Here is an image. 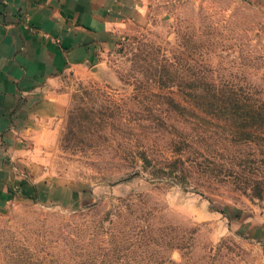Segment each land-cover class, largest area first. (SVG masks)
Instances as JSON below:
<instances>
[{
	"label": "rangeland",
	"instance_id": "1",
	"mask_svg": "<svg viewBox=\"0 0 264 264\" xmlns=\"http://www.w3.org/2000/svg\"><path fill=\"white\" fill-rule=\"evenodd\" d=\"M98 54L0 199V264H264V0H153Z\"/></svg>",
	"mask_w": 264,
	"mask_h": 264
},
{
	"label": "crops",
	"instance_id": "2",
	"mask_svg": "<svg viewBox=\"0 0 264 264\" xmlns=\"http://www.w3.org/2000/svg\"><path fill=\"white\" fill-rule=\"evenodd\" d=\"M152 1L0 0V199L27 190L24 175L35 181L49 159L65 73L93 67Z\"/></svg>",
	"mask_w": 264,
	"mask_h": 264
},
{
	"label": "trees",
	"instance_id": "3",
	"mask_svg": "<svg viewBox=\"0 0 264 264\" xmlns=\"http://www.w3.org/2000/svg\"><path fill=\"white\" fill-rule=\"evenodd\" d=\"M222 97L223 95L219 94L217 91H214L206 97L201 96L200 99L202 102H205L208 107L211 108L212 113H218L220 110H222V108H225V110H223L224 113L233 114V112L235 111L234 107L237 105V103L232 97L228 98L223 103ZM170 104L178 111L189 113L191 116L197 117L199 115L195 108H187L185 105H183L182 102H178L175 99L171 98ZM246 119L247 118H242V120L245 121ZM172 164H176V162L174 161Z\"/></svg>",
	"mask_w": 264,
	"mask_h": 264
}]
</instances>
